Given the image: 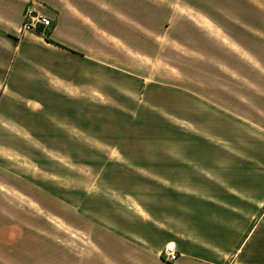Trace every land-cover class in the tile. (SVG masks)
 Masks as SVG:
<instances>
[{"label":"rangeland","instance_id":"1","mask_svg":"<svg viewBox=\"0 0 264 264\" xmlns=\"http://www.w3.org/2000/svg\"><path fill=\"white\" fill-rule=\"evenodd\" d=\"M123 1L127 0H115L120 4ZM128 1L130 9L121 8V14L135 19L134 34L121 27L120 39L124 42L114 40L113 49H100L106 66L121 75L106 67L102 72L98 70L94 80L104 92H97L90 84L83 91L89 107L77 108L73 115L77 127H62L71 141L52 140L55 153L45 154L46 148L38 140L8 120L11 116L28 118L29 114L22 110L31 111L36 105L28 109L23 105L6 106L4 111L0 110V190L11 197L8 204L0 201V214H15L17 208L18 212L26 211L38 219L43 214H58L53 218L58 243L65 241L66 215L79 222L80 213L111 214L112 206L119 213L118 205L125 214H160V207L148 202L158 192L142 185L136 187L150 179L167 186L169 179L177 177L181 181L178 184L190 190L195 185L190 182L192 177L200 180L203 176L225 187L226 182L231 185L233 179L242 178L240 186L227 187L240 194V214H246L252 184H256L254 191L264 197V0ZM125 17L121 18L126 20ZM2 52L1 56L12 53L10 49ZM91 67L89 72L95 75ZM127 72L145 78L158 91L153 92L152 86L147 96L139 95L140 84L132 82ZM115 87L129 93L120 105L113 100L111 90ZM2 91L9 93L8 99L22 103L0 79ZM95 103L115 105L94 107ZM135 119L136 122H130ZM165 122L189 140L178 141L176 148L169 134L160 135L161 131H169ZM190 136L199 142L190 143ZM167 147L183 151L175 158V151L168 154ZM191 147L196 150L189 155ZM160 148L162 155L158 153ZM32 150H39L46 162L39 159L40 165H35L29 157ZM176 160L180 164L175 169ZM154 161L164 167L157 165L145 170L135 166ZM16 170L25 181H50L53 186H46L45 190L24 181L19 192L15 186ZM47 187L53 195L45 193ZM200 188L207 187L200 184ZM67 191H71L70 196ZM43 196L47 197L46 202L42 201ZM242 227L240 224L236 230ZM66 230L71 234H67L71 254L77 258L79 229L70 226ZM259 231L257 243L253 242L243 257L232 256L231 264H246L242 258L264 264V222ZM23 244L20 241L0 245V264L47 262L56 250L53 247L51 251L42 243H30L27 247ZM261 245L262 252L256 249Z\"/></svg>","mask_w":264,"mask_h":264},{"label":"crops","instance_id":"2","mask_svg":"<svg viewBox=\"0 0 264 264\" xmlns=\"http://www.w3.org/2000/svg\"><path fill=\"white\" fill-rule=\"evenodd\" d=\"M28 6L52 20L49 38L53 43L46 41L41 32L30 30L21 33L23 12ZM129 6L128 0L122 4L115 0H0V79L12 94L22 100L20 103L15 102L13 98L8 99L9 93L2 91L0 110L4 111L6 106L23 105V108H27L36 105L31 111H29L31 108L26 112L22 110L23 113L29 114L28 118L11 116L8 120L21 127L22 131L28 133L34 140H38L46 148L45 154L48 151L55 153V147L51 145L54 144L52 140L71 141V137L62 127L75 125L77 118L73 115L77 108L89 107L83 93L89 89V84L97 92H104L102 86L94 80V76L98 70L102 72L104 67L109 71L113 70L106 66L100 49L104 47L113 49L115 44L113 41L122 40L119 33L121 27H125L128 34L130 32L134 34L132 28L135 27V19L124 12L121 14V8L127 7L129 10ZM119 14L121 17L126 16V20L116 16ZM9 34H12V38ZM127 42L129 44V40ZM9 49L12 52L11 56H1L2 50L8 52ZM129 50L134 51L131 47ZM89 65L92 66V71L95 70V75L89 72ZM113 73L121 75L119 74L121 72ZM127 73L132 82L134 80L140 84L139 90L142 91H139V95L147 96L152 86L153 92L158 91L156 86L151 85L152 83H146L145 78L135 76L131 72ZM118 85L122 88L127 87L126 84ZM120 87L111 90L113 100L119 105L126 99L125 95H129ZM92 105L104 107L115 104ZM130 122H136V119ZM165 124L169 131H161L160 135L165 137L164 133L169 134L176 148L178 141L189 140L185 134L171 128L168 122ZM190 138L193 140L189 141L190 143L199 142L195 136ZM162 148L158 150L159 155L163 154ZM165 150L171 155L175 151V158L183 151L172 147ZM188 150L191 152L189 155H192L196 148L191 147ZM119 152L122 155L121 148ZM39 154V150H32L29 155L37 166L40 165L39 159L45 162L47 160L41 158ZM34 158L37 160L34 161ZM157 161L135 166L145 170L149 167L156 168L157 165L161 168L163 164ZM179 162V160L173 162V168L176 169ZM111 163L113 166L118 165L116 162ZM207 167L211 169L212 164L208 162ZM40 168L45 170V167ZM16 173L15 186L17 185L16 190L20 192L18 187L23 185L25 180L19 176L17 170ZM234 176L238 175L234 173ZM27 181L25 182L34 184L33 181ZM241 181L242 178H237L233 179L231 185L227 182L225 185L240 186ZM169 182V185L164 186L162 181L150 179L145 184L136 185L158 192V195H152L153 198L148 199V202L151 201L152 206L157 209L160 207V214L132 212L125 214V210L118 205L119 213L115 212V206L111 207V214L93 211V214L80 213L77 215L79 222L71 221V217L66 215L64 222L67 225L65 224L63 230L65 241L62 243H58L55 238L57 225L53 218L58 214H43L42 218L38 219L26 211L25 214L23 210L18 212V208L17 211H13L15 214H0V245H11L21 241L25 247L30 246V243H42L49 246L51 251L53 247L56 249L50 253L54 254L48 258L49 262L46 260L47 262H36L37 264H231L232 256L240 254L243 257L252 243H257L259 229L262 230L264 222V197L262 193L259 196L258 192L254 191L256 184L251 185V192L248 193L250 198L247 200L246 214H240L238 200L240 194L218 181L203 176L200 180L192 177L190 182L195 185L190 190H184V185L178 184L181 181L177 177H172ZM50 183L43 180L34 185L46 190V186H53ZM200 184L207 188H200ZM119 185L121 184L118 183ZM152 186L160 188L161 191ZM49 190L47 187V192H43L49 195L51 194ZM67 192L70 196L71 191ZM10 198L7 192L0 190L1 203L8 204ZM45 198L47 197L43 196L42 201L46 202ZM240 224H243L242 229L236 230ZM70 226L79 229L81 237L77 258L72 256L71 241L68 242L67 234L70 233L66 229ZM168 242H174L179 253L177 260L172 263L165 262L160 257V251ZM256 249L263 251L262 245ZM231 258L232 261H229ZM240 260L246 264H254L252 261H244L243 258Z\"/></svg>","mask_w":264,"mask_h":264},{"label":"built area","instance_id":"3","mask_svg":"<svg viewBox=\"0 0 264 264\" xmlns=\"http://www.w3.org/2000/svg\"><path fill=\"white\" fill-rule=\"evenodd\" d=\"M52 24L53 22L50 18L45 17L41 13L35 11L31 6H28L23 12L21 33L30 30L44 33L51 28ZM169 245L172 247H169ZM178 256L179 253L174 242H168L160 252L161 259L168 263L176 261Z\"/></svg>","mask_w":264,"mask_h":264},{"label":"trees","instance_id":"4","mask_svg":"<svg viewBox=\"0 0 264 264\" xmlns=\"http://www.w3.org/2000/svg\"><path fill=\"white\" fill-rule=\"evenodd\" d=\"M38 30H39V29H38ZM49 33H50L49 30L45 31V32L43 33L44 38H45L46 41L53 43V41L49 38Z\"/></svg>","mask_w":264,"mask_h":264},{"label":"snow or ice","instance_id":"5","mask_svg":"<svg viewBox=\"0 0 264 264\" xmlns=\"http://www.w3.org/2000/svg\"><path fill=\"white\" fill-rule=\"evenodd\" d=\"M169 247H172L171 245H169Z\"/></svg>","mask_w":264,"mask_h":264}]
</instances>
